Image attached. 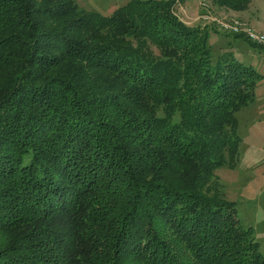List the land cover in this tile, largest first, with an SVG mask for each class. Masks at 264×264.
Masks as SVG:
<instances>
[{
    "label": "trees",
    "instance_id": "trees-1",
    "mask_svg": "<svg viewBox=\"0 0 264 264\" xmlns=\"http://www.w3.org/2000/svg\"><path fill=\"white\" fill-rule=\"evenodd\" d=\"M185 2L0 0V264H264L214 182L259 75Z\"/></svg>",
    "mask_w": 264,
    "mask_h": 264
},
{
    "label": "rangeland",
    "instance_id": "rangeland-1",
    "mask_svg": "<svg viewBox=\"0 0 264 264\" xmlns=\"http://www.w3.org/2000/svg\"><path fill=\"white\" fill-rule=\"evenodd\" d=\"M129 0H74L85 12L110 16ZM177 19L190 29L208 32V46L215 58L230 56L259 75L252 102L236 113L239 152L233 168L215 171L214 182L220 197L234 204L243 228L252 230L264 255V49L249 43L233 27L249 28L264 34V0H250L243 11L216 7L207 0H187L174 10Z\"/></svg>",
    "mask_w": 264,
    "mask_h": 264
},
{
    "label": "built area",
    "instance_id": "built-area-1",
    "mask_svg": "<svg viewBox=\"0 0 264 264\" xmlns=\"http://www.w3.org/2000/svg\"><path fill=\"white\" fill-rule=\"evenodd\" d=\"M234 34L242 35L249 43L264 49V34L257 33L249 28L233 27Z\"/></svg>",
    "mask_w": 264,
    "mask_h": 264
}]
</instances>
